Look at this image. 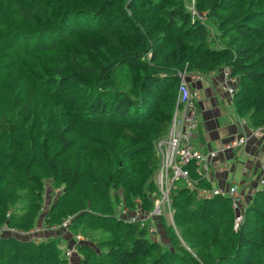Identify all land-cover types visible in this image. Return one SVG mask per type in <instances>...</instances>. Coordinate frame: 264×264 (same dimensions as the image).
Wrapping results in <instances>:
<instances>
[{
    "label": "trees",
    "instance_id": "obj_1",
    "mask_svg": "<svg viewBox=\"0 0 264 264\" xmlns=\"http://www.w3.org/2000/svg\"><path fill=\"white\" fill-rule=\"evenodd\" d=\"M190 1L0 0V229L37 227L48 182L43 225L71 218L79 264H264L263 189L235 229L230 198L177 182L161 239L115 208L154 207L179 71L229 67L236 113L264 126V0H195L207 23ZM60 242L1 234L0 264H68Z\"/></svg>",
    "mask_w": 264,
    "mask_h": 264
},
{
    "label": "built area",
    "instance_id": "obj_2",
    "mask_svg": "<svg viewBox=\"0 0 264 264\" xmlns=\"http://www.w3.org/2000/svg\"><path fill=\"white\" fill-rule=\"evenodd\" d=\"M192 15V21L200 20L202 23L207 21L205 15L197 13L195 10L189 9ZM210 35L214 36V30L210 28ZM224 79L223 88L230 95L233 96L238 87V80L232 75L229 67L221 70ZM195 71L183 70L179 71V85H178V100L177 107L172 120L168 135L159 140L157 143V150L161 157V167L158 174L159 195L155 199L154 207L150 211H144L138 207L133 212L129 213L124 205H120L118 213L121 217L138 222L143 228H146L150 235L156 236L159 230V219L164 215L163 205L167 203L171 205L170 192L175 183L182 182L187 187L198 192L201 197H210L214 195L224 196L230 198L232 207L236 211L234 227L238 228L243 220V211L246 205L245 195L240 190L239 185L233 181L232 184L225 190L216 188L210 190L208 188L199 187L192 179L188 167L191 164L195 165L196 172L206 177L208 164L219 156L220 151L204 152L194 144V136L199 126V99L200 95L197 89L192 86L194 81L203 79L206 74ZM239 123L242 127L247 126V121L239 117ZM250 139L264 140V126L252 128L240 135L233 136L222 147L221 152L237 151L245 147ZM261 178L260 185L257 190H264V159L260 160ZM256 190V191H257ZM59 193V190H56ZM173 218L172 209L169 211ZM165 216V215H164ZM71 218L65 219L61 225L52 227L51 230L69 231ZM39 227L31 231H19L15 228H10L5 225L0 229V235L8 234L17 236L19 238H32L38 235ZM73 241L70 244L65 243L63 239L60 242L63 254L68 260V264H79L77 256L79 257L78 245L83 241V237L75 234L71 238Z\"/></svg>",
    "mask_w": 264,
    "mask_h": 264
},
{
    "label": "crops",
    "instance_id": "obj_3",
    "mask_svg": "<svg viewBox=\"0 0 264 264\" xmlns=\"http://www.w3.org/2000/svg\"><path fill=\"white\" fill-rule=\"evenodd\" d=\"M192 86L200 95L199 126L194 136V144L204 152L220 151L219 156L207 167L206 178L211 183L209 189L225 190L234 181L245 195L247 204L260 185V160L264 159V140L250 139L245 147L237 151L221 152L228 140L248 132L251 125L245 118L247 126L240 125V116L232 101L233 96L223 88L224 79L220 70L206 74L203 79L194 81ZM42 227L44 231L48 230L44 225ZM53 237H60L61 241L64 239L68 244L72 243L70 236L67 239L63 234L56 233Z\"/></svg>",
    "mask_w": 264,
    "mask_h": 264
},
{
    "label": "rangeland",
    "instance_id": "obj_4",
    "mask_svg": "<svg viewBox=\"0 0 264 264\" xmlns=\"http://www.w3.org/2000/svg\"><path fill=\"white\" fill-rule=\"evenodd\" d=\"M188 8L191 9V10H195L197 12V10L195 9V0H191L190 3L188 4ZM207 23V22H205ZM213 45V44H212ZM159 174V172H158ZM157 182H158V175H157ZM47 183V187H46V192H45V203H44V208L43 210L41 211V215L39 216L38 220H37V224L36 226L41 228L40 231L38 232L39 235H36L34 237H32L31 239H36V240H42V239H46V238H49L51 236H54L56 233H58V235L60 234H63L64 236L67 237V239L69 238V236L71 237V235L69 234V231H53V230H47V231H44L43 230V221H44V216L46 214V212L48 211L49 207L51 206V204L53 203V201H55L57 199V195L54 194V188H53V185L52 183ZM159 186V185H158ZM115 208L118 209L119 208V205L116 204L115 205ZM170 208L172 209V206L170 205ZM170 208H169V205L167 203H165V205H163V211H164V217L165 219L167 220V223L168 224H172L173 223V218H172V215L171 213L169 212L170 211ZM173 213V212H172ZM36 228V227H35ZM159 233H157L155 239H161V236L165 237V230H164V226L162 224H159V230H158ZM165 240V238H164ZM167 242V241H166ZM66 243V241H65ZM68 244V243H67ZM168 244V242H167ZM169 245V244H168Z\"/></svg>",
    "mask_w": 264,
    "mask_h": 264
}]
</instances>
